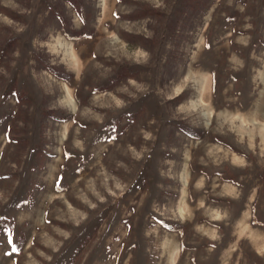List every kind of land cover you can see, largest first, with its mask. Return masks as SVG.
Masks as SVG:
<instances>
[{"label": "rangeland", "instance_id": "374dc122", "mask_svg": "<svg viewBox=\"0 0 264 264\" xmlns=\"http://www.w3.org/2000/svg\"><path fill=\"white\" fill-rule=\"evenodd\" d=\"M0 264H264V0H0Z\"/></svg>", "mask_w": 264, "mask_h": 264}, {"label": "bare ground", "instance_id": "6f19581e", "mask_svg": "<svg viewBox=\"0 0 264 264\" xmlns=\"http://www.w3.org/2000/svg\"><path fill=\"white\" fill-rule=\"evenodd\" d=\"M67 102H69L71 104V101L67 100Z\"/></svg>", "mask_w": 264, "mask_h": 264}, {"label": "trees", "instance_id": "16d2710c", "mask_svg": "<svg viewBox=\"0 0 264 264\" xmlns=\"http://www.w3.org/2000/svg\"><path fill=\"white\" fill-rule=\"evenodd\" d=\"M257 217V216H256ZM255 224V223H254Z\"/></svg>", "mask_w": 264, "mask_h": 264}]
</instances>
